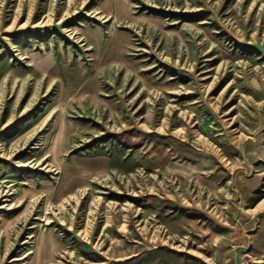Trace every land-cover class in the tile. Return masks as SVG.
I'll return each instance as SVG.
<instances>
[{
	"label": "rangeland",
	"instance_id": "1",
	"mask_svg": "<svg viewBox=\"0 0 264 264\" xmlns=\"http://www.w3.org/2000/svg\"><path fill=\"white\" fill-rule=\"evenodd\" d=\"M263 232L264 0H0V264H264Z\"/></svg>",
	"mask_w": 264,
	"mask_h": 264
},
{
	"label": "crops",
	"instance_id": "2",
	"mask_svg": "<svg viewBox=\"0 0 264 264\" xmlns=\"http://www.w3.org/2000/svg\"><path fill=\"white\" fill-rule=\"evenodd\" d=\"M120 45H121L120 42H118L116 47H119ZM262 250H264V232L261 234V238L258 240V243H257V251H262Z\"/></svg>",
	"mask_w": 264,
	"mask_h": 264
}]
</instances>
